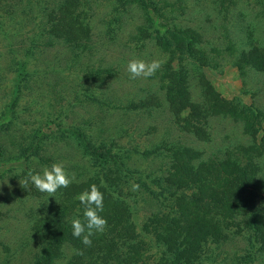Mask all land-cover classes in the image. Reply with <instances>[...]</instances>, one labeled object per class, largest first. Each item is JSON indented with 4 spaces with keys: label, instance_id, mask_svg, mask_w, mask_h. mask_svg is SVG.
<instances>
[{
    "label": "rangeland",
    "instance_id": "obj_1",
    "mask_svg": "<svg viewBox=\"0 0 264 264\" xmlns=\"http://www.w3.org/2000/svg\"><path fill=\"white\" fill-rule=\"evenodd\" d=\"M72 4L80 21L59 0H0V264L36 263L33 227L57 210L60 191L42 193L29 177L54 163L77 182L116 176L119 166L138 229L160 206L148 186L158 190L153 179L176 151L182 164L200 152L195 163L247 159L264 178V52L252 49L264 47V0ZM133 59L163 63L152 77H133ZM182 82L202 102L196 110L184 105ZM142 99L150 104L137 107ZM73 128L111 147L105 171ZM158 251L152 244L136 264H157ZM208 251L201 264H264V248L247 234Z\"/></svg>",
    "mask_w": 264,
    "mask_h": 264
},
{
    "label": "trees",
    "instance_id": "obj_2",
    "mask_svg": "<svg viewBox=\"0 0 264 264\" xmlns=\"http://www.w3.org/2000/svg\"><path fill=\"white\" fill-rule=\"evenodd\" d=\"M59 3L64 5L63 8L69 7V21H80L81 12L75 14L72 8L74 0H59ZM186 47L190 52L194 50L187 40ZM252 49L264 52L261 46ZM182 89L186 94V107L196 110L202 105V102L191 100L186 82ZM169 92L167 90L168 95ZM145 100H140L137 107L148 106L150 103ZM173 111L178 114V109ZM198 112V115L203 113L201 108ZM72 130L86 153L105 171L110 159L116 156L111 147L93 145L78 128ZM200 154L182 164L179 160L182 156L176 151L171 160L172 168L164 176L153 179L158 190L148 188L160 206L140 229L133 218V197L123 190L126 178L120 176L119 166L116 176L99 173L97 178L76 181L67 188L58 189L57 210H48L33 227L41 250L36 254L35 264H55L64 256H69L65 264H136L152 244L159 249L157 264H201V259L209 255L208 247L237 234H247L249 241L255 240L260 243V249L264 248V200L263 203L259 201L264 192V178L259 166L247 159L245 164L236 159L195 163ZM92 184L104 195L100 215L106 218L107 224L102 233L91 237L92 244L85 246L81 238L72 235L71 229L73 218L84 221V207L78 199L71 202L69 198Z\"/></svg>",
    "mask_w": 264,
    "mask_h": 264
},
{
    "label": "clouds",
    "instance_id": "obj_3",
    "mask_svg": "<svg viewBox=\"0 0 264 264\" xmlns=\"http://www.w3.org/2000/svg\"><path fill=\"white\" fill-rule=\"evenodd\" d=\"M163 61L153 60L146 62L142 59H133L126 65L127 71L133 77H152L161 67ZM32 184L42 193L53 196L60 188H67L71 183L76 182L74 175H69L59 163H54L50 168H44L42 172L30 175ZM76 199L83 205L84 221L79 217L71 220L72 235L81 238L85 246L92 244L91 237L96 233L105 230L107 220L100 215L104 208V195L97 185L92 184L77 194Z\"/></svg>",
    "mask_w": 264,
    "mask_h": 264
}]
</instances>
